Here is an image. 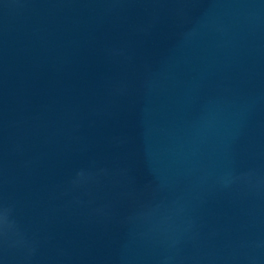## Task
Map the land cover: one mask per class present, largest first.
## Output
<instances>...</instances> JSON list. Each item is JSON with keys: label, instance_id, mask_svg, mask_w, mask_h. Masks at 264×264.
<instances>
[{"label": "water", "instance_id": "95a60500", "mask_svg": "<svg viewBox=\"0 0 264 264\" xmlns=\"http://www.w3.org/2000/svg\"><path fill=\"white\" fill-rule=\"evenodd\" d=\"M0 264H264V0H0Z\"/></svg>", "mask_w": 264, "mask_h": 264}]
</instances>
